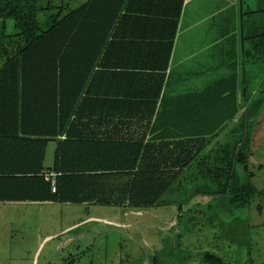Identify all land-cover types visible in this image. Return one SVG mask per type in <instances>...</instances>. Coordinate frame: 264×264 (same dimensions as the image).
Instances as JSON below:
<instances>
[{"label":"trees","instance_id":"16d2710c","mask_svg":"<svg viewBox=\"0 0 264 264\" xmlns=\"http://www.w3.org/2000/svg\"><path fill=\"white\" fill-rule=\"evenodd\" d=\"M73 1L46 0L52 14L44 26L40 0H0V204L147 210L159 206L184 174V197L166 204H176L180 213L195 196L219 197L229 208L248 204L261 192L252 183L250 166H264V107L254 120L249 121V113L259 97L264 104V78L244 105L246 119L241 108L225 125L198 121L197 137L125 138L121 129L132 118L146 121L147 128L155 112L184 0ZM114 49L142 53L140 62L112 63ZM111 65L132 69L115 71ZM113 81L129 88L119 93L97 86ZM227 129L217 149L206 151ZM52 141L56 147L48 171L55 173L54 192L44 173ZM183 236L167 238L149 264H187L189 254L177 240ZM202 261L229 264L210 252Z\"/></svg>","mask_w":264,"mask_h":264},{"label":"rangeland","instance_id":"374dc122","mask_svg":"<svg viewBox=\"0 0 264 264\" xmlns=\"http://www.w3.org/2000/svg\"><path fill=\"white\" fill-rule=\"evenodd\" d=\"M7 26L10 31L12 21ZM211 75L202 73L191 82L192 88L209 83L206 78ZM51 147L44 165L52 161ZM260 160L264 162V154ZM250 170L253 185L261 192L245 206L229 208L219 197H194L182 207L181 215L176 204H166L181 201L185 194L167 192L159 206L128 216L130 222H138L132 226L122 224L126 212L122 209L117 225L91 220L109 211L95 204H0V264H30L32 257L31 264H149L148 257L158 247L148 246L146 237L162 249L167 238L180 232L184 236L177 240L189 254L187 264H206L204 252L229 264H264V166ZM50 233L54 235L44 238L37 249Z\"/></svg>","mask_w":264,"mask_h":264},{"label":"crops","instance_id":"0c3cea01","mask_svg":"<svg viewBox=\"0 0 264 264\" xmlns=\"http://www.w3.org/2000/svg\"><path fill=\"white\" fill-rule=\"evenodd\" d=\"M83 1L85 0L78 2L82 3ZM40 3L43 10L39 12V19L44 26H47L52 11L45 9L46 0H40ZM111 54L113 58L110 62L133 65L140 62V58L137 57L142 53L129 49H114ZM110 69L127 71L132 69V66L122 68L111 65ZM202 73L220 74H217L216 77L211 75L206 78L209 83L203 87L192 88L191 82L201 78ZM263 78L264 0H184L155 112L147 123V128H145L146 121L136 122V117H134L130 125L122 127L120 134L131 140H137L144 135V142L176 140L197 137L200 134L198 121L221 120L225 121L223 123L225 125L236 118L241 108L246 119L244 105L249 104L256 96ZM97 86L103 90L108 89L119 93L129 88L128 84L119 81L102 82ZM134 86L130 88H134ZM254 105V109L249 113V121L256 119L261 114L264 107L261 97L258 101L255 100ZM101 119H108V117L101 116ZM206 135L204 134V136ZM49 144L52 146V161L49 165H45V171L50 170L56 147L54 141ZM214 149L217 147L214 146ZM186 178L187 175H181L167 192L180 193V184L184 183ZM108 208L109 211L104 212L106 216H97L99 218L91 220L111 226L119 224L117 217L120 215L121 208L115 206ZM34 211L32 208L29 210L33 213ZM123 211L126 212L122 224L126 226H132L137 222H130L127 219L128 216L142 214V212H134L130 209ZM16 212L21 213L22 210L18 209ZM145 226L150 228L149 223H146ZM52 235L54 234H45L36 248L38 249L44 238L48 239ZM145 241L148 246L158 247L155 250L161 249V246L150 241V237H146ZM32 261L33 257L30 264Z\"/></svg>","mask_w":264,"mask_h":264},{"label":"water","instance_id":"95a60500","mask_svg":"<svg viewBox=\"0 0 264 264\" xmlns=\"http://www.w3.org/2000/svg\"><path fill=\"white\" fill-rule=\"evenodd\" d=\"M228 132H229V129L223 131L218 137H216V139L213 140V141L209 144L208 148H206V151H208V150H210L211 148H213V146L215 145L216 141H218V140H220V139H223V138L225 137V135H226ZM132 211H134V212H142L143 210H132Z\"/></svg>","mask_w":264,"mask_h":264},{"label":"built area","instance_id":"2783aa9c","mask_svg":"<svg viewBox=\"0 0 264 264\" xmlns=\"http://www.w3.org/2000/svg\"><path fill=\"white\" fill-rule=\"evenodd\" d=\"M45 173V178L50 179L51 181V190L54 192L55 191V173L50 172V171H44Z\"/></svg>","mask_w":264,"mask_h":264}]
</instances>
